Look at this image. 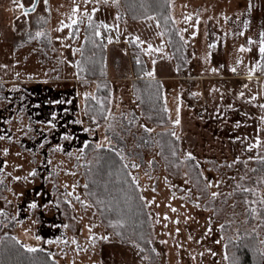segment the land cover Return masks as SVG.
<instances>
[{"label": "rangeland", "instance_id": "rangeland-1", "mask_svg": "<svg viewBox=\"0 0 264 264\" xmlns=\"http://www.w3.org/2000/svg\"><path fill=\"white\" fill-rule=\"evenodd\" d=\"M17 3L26 8L35 5V11L24 16L13 0H0V80L11 92L6 105L22 109L21 129H17L18 117L14 112L6 115L0 107V136L5 137L0 140V182L4 187L0 188V210L6 214L0 215V233H11L25 245L49 251L59 264H229L224 259L229 255V239L253 233L264 249L260 243L264 241V206L259 204L264 177L254 171L255 162L264 156V143L248 150L257 137L264 142V122L260 120L264 109L259 107L264 104V73L257 68L248 78V69L259 60L264 0H170V16L187 41L177 53L164 34H158L162 31L154 15H149L153 20H130L121 0L119 7L112 0ZM76 6L79 12L73 17ZM93 8L98 9L93 14L95 24L111 26L113 43L108 44L104 29L95 37L93 28L94 46L90 48V42L84 41V13L92 14ZM188 15L191 21L185 20ZM70 17L83 22L60 31L62 23H71ZM245 21L249 22L247 28ZM37 31L46 36L30 39ZM136 36L144 43L135 42L137 46L131 48L127 41ZM249 37L256 43L249 45ZM99 41L107 45L104 50L96 46L101 45ZM148 44L162 46V51L149 55L142 50ZM210 44L216 47L210 48ZM241 45L252 50L241 52ZM80 48L82 53H73ZM96 51L103 53L108 81L98 79L101 68L91 59ZM135 55L144 60L146 72L155 69L154 77L149 78L161 82L163 104L165 107L166 101L168 109L163 125L150 121L133 94ZM77 62L83 71L77 69ZM232 67L236 73L230 71ZM212 68L218 71L213 73ZM78 72L87 77L75 78ZM85 93L91 94L87 100ZM252 96L257 99L249 103ZM177 115L179 125L174 124ZM76 120L82 123H74ZM165 130L175 136L159 146L158 131ZM65 135L71 139H63ZM96 144L121 153L139 183L152 224L147 247L122 239L124 224L110 226V221H117L105 218L102 202L89 198L84 189L82 168ZM57 145L63 150L53 151ZM4 149H8L7 155ZM188 153L195 159H186ZM133 163L139 167L133 168ZM32 171L35 176L29 175ZM17 176L21 179H14ZM208 183L212 187H206ZM213 192L219 195L213 198ZM33 202L37 204L34 209L29 207ZM253 207L258 215L250 211ZM93 235L95 241L90 239ZM105 236L108 239H101ZM57 238L61 243L46 242Z\"/></svg>", "mask_w": 264, "mask_h": 264}, {"label": "trees", "instance_id": "trees-1", "mask_svg": "<svg viewBox=\"0 0 264 264\" xmlns=\"http://www.w3.org/2000/svg\"><path fill=\"white\" fill-rule=\"evenodd\" d=\"M123 3L124 13L130 20H139L149 15H154L159 22L161 31L167 39L173 52H181L184 49V41L180 39V34L172 20L165 23V17L170 16L169 4L163 3V0H121ZM144 7H141V4ZM147 9V11H145ZM88 23L83 27L84 41L90 42V48L94 46L93 39L90 36ZM104 34L109 35V30L104 29ZM101 45H104L99 41ZM131 47L137 44L132 39L127 41ZM131 47V48H132ZM105 47L101 46L104 50ZM97 50V48H95ZM92 60L98 68L99 81H105L108 70L104 67L103 53L97 51L92 53ZM137 56L132 57L133 79L131 87L133 94L143 110V113L149 116L150 121L154 124L163 125L166 122V112L163 111V90L158 78H149L145 75L146 64L144 60L137 64ZM264 73V71H262ZM84 78L86 74L82 73ZM0 80V107L6 113L14 112L17 116V129H21V111L15 109V105H6L9 101L8 91ZM108 81V80H106ZM264 90V88H263ZM264 96V91H263ZM85 109V106H83ZM90 117V113L86 114ZM163 116V117H162ZM20 117V118H19ZM21 139V138H19ZM159 146L163 145L166 140H173L168 130L158 131L157 134ZM21 144V143H20ZM165 146V145H164ZM264 157V156H263ZM255 172L264 177V161L260 158L255 162ZM124 160L121 161L117 152L108 146L97 149L94 147L91 159L82 168L84 177V189L91 199H98L102 202V215L107 219L123 221L122 239L133 240L140 246L147 247V238L151 231V220L144 205L141 190L132 180L129 168H124ZM87 185V188H85ZM0 188L3 183L0 182ZM15 238V239H14ZM18 241V242H17ZM23 244L15 235L11 233H0V264H59L50 252L37 248V252H28ZM229 259L228 263L232 264H264V256L261 255L262 247H259L258 238L253 233L251 235H241L237 240L229 239L228 244Z\"/></svg>", "mask_w": 264, "mask_h": 264}, {"label": "snow or ice", "instance_id": "snow-or-ice-1", "mask_svg": "<svg viewBox=\"0 0 264 264\" xmlns=\"http://www.w3.org/2000/svg\"><path fill=\"white\" fill-rule=\"evenodd\" d=\"M45 2H46V0H45ZM88 2H89V0H85V3H88ZM97 2H99V0H97ZM104 2L107 3L108 0H104ZM112 2H113L114 4H116L117 7H119L120 0H112ZM13 3H14V4H17V6L22 10V13H23L24 16H27V15L29 14V11H35V5H33L31 9H28V8L25 7V5H24L23 3H17V0H13ZM163 3H165V4H169V6H170V0H163ZM141 7H142V8L144 7V4H143V3L141 4ZM96 11H98V9H97V8H93V9H92V14H89V13L86 11V12L84 13V16L87 18L88 27L94 29V36H95V37H100V36H101V31H100V29H106V30H109V31H110V30H111V26H109L108 24H105L104 22H100L99 24H95V22H94V20H93V14H94ZM145 11H147V9H145ZM78 12H79V6L74 7V8H73V11H72V16H73V17H76V14H77ZM116 19H117V20L120 19L119 13H118L117 16H116ZM146 19H148V20H153V19H155V17H154V16H146ZM225 19H227V17H225ZM70 20H71V23H69V24H63V23H62L61 28H60L59 30H60V31H63L64 28H72L74 25H77V24L83 22L80 18H71V17H70ZM168 20H172L173 24H175V20H174V18H172L171 16H166V17H165V23H167ZM185 20H186V21H191V20H192V16H191V15L185 16ZM248 23H249L248 21H245V22H244V26H245V28L248 27ZM198 24H199V20L197 19V21H196V25H198ZM157 26L159 27V22H157ZM117 30H118V25H117ZM182 31H187V29H183ZM197 31H198V28H197ZM197 31H194V32H193V36H195V35L197 34ZM76 34H78V29H77V33H76ZM158 34H159V35H163L164 33L161 32V33H158ZM178 34H179V33H178ZM70 35H72V33H70ZM239 35H244V33L241 32V33H239ZM44 36H46V33H45V32H43V31H37V32L35 33V36H34V37H30V39H36V38H40V37H44ZM85 39L87 40V37H85ZM117 39H118V37H117ZM180 39H181V40H184V37H183L182 34H180ZM107 41H108V44L113 43V38L111 37V35H109V36L107 37ZM49 42H51V39H50V38H49ZM133 42H134V43H135V42H139L140 44H143V43H144L143 41L140 40V37H139V36L134 37V38H133ZM93 43H95V41H93ZM184 43L186 44L187 41H184ZM247 43H248L249 45H252V44L256 43V41L252 40V39L249 37L248 40H247ZM96 46H98V47H99V46H103V47H105V48L107 47V45H96ZM209 47H210V48H215L216 45H215V44H210ZM142 50L145 51L147 54L150 55V54L153 53V52H160V51H162V46H161L160 48H153V46H152L151 44H148L147 48H146V49H142ZM239 50H240L241 52H250L252 49H251L250 47L246 48V47H244L243 45H241V47H240ZM77 51H80V52L82 53V52H83V49H82V48H80V49H73V53H75V52H77ZM258 52H259V60H258V62L256 63V65H255L254 67L248 69V78H249V79L252 78V75H253V73L256 72L257 68H259L261 71H264V31H261V32L259 33ZM210 56H211V53L208 54V57H209V58H210ZM136 62H137V64L141 63V60H140L139 56H137V58H136ZM237 63H242V61H241V60H238ZM152 64L155 65V64H156V60H153V61H152ZM76 67H77V69H79L80 71H83V69L81 68V65H80L79 62H77ZM211 71H212L213 73H215V72L218 71V69H217V68H212ZM230 71L233 72V73H236V72H237V69H236L235 67H232V68L230 69ZM145 75L148 76V77H154V75H155V69H153V71L145 72ZM77 76H79V72L77 73ZM84 83L86 84L87 81L85 80ZM98 87H99V86H98ZM244 87L247 88V85L245 84ZM213 90L215 91V89H213ZM84 95H85V99H86V100H87V98H88L89 96H91L90 93H85ZM193 95H198V93H193ZM239 96H240V97H243V96H244V92L241 91V92L239 93ZM92 99H96V97L93 96ZM256 99H257L256 96H252L251 99H250L248 102L251 103L252 101H255ZM57 103H59V101H58ZM69 103H70V101H69ZM259 107H260L261 109H264V104H260ZM84 111H85V114H87V111H88L87 106L85 107ZM163 111H165V112L168 111V109H167V107H166V101H165V107H164ZM177 113L179 114V108H177ZM109 115H111V113H109ZM54 119H55V114H53V120H54ZM53 120H49V121H48V124H49L51 127L54 128V127H55V124L53 123ZM93 120H95V118H93ZM260 120H261L262 122H264V116H261V117H260ZM74 123H76V124H80V123H82V121H81V120H76V121H74ZM174 124H176V125H179V124H180L179 115H177V118L175 119ZM236 126L239 127V126H240L239 123H237ZM108 127L111 128L112 125L109 124ZM84 130H85V131H91V129H87V128L84 129ZM145 131L151 132V131H153V130H152V129L145 128ZM261 131H264V129H261ZM172 135L175 136V132H173ZM4 138H5L4 136H0V140H2V139H4ZM63 139L68 140V139H71V137L68 136V135H65V136L63 137ZM105 139H107V137H105ZM177 139H179V137H177ZM238 139H239V138H238ZM262 143H264V142H262V141L259 139V137H257L256 141H255L253 144H249V145H248V150H251V149H253V148L259 149V148L261 147ZM85 147H87V144H85ZM95 147H96L97 149H99V148H102L103 145H102V144H96ZM62 150H63V149H62V147H61L60 145H57V146L53 149V151H62ZM83 151H84L83 148L80 149L81 154H83ZM4 153H5V155H7V153H8V149H4ZM17 155H19V153H17ZM69 155H72V153H69ZM117 155L120 157L121 161L125 160V157H124L121 153L118 152ZM173 155H175V152H173ZM77 158L79 159V157H77ZM186 159H195V158L192 156L191 153H188L187 156H186ZM260 159H261L262 161H264V157H260ZM5 163H6V162H5ZM49 163H51V161H49ZM131 166H132L133 168L139 167V165H137V164H135V163H133ZM123 167H124V168H127V167H128V164L125 163V164L123 165ZM0 171H2V169H0ZM29 175H31V176H35V175H36V172H35V171H32L31 173H29ZM72 175H75V173H72ZM14 179H16V180H20L21 177L17 176V177H14ZM23 179H27V177H24ZM132 180H133L134 183H136L137 187H139V183H138V181L136 180V177H132ZM65 187H67V185H65ZM206 187H212V184H211V183H208V184L206 185ZM238 187H239V186H238ZM73 188H75V185L73 186ZM85 188H87V185H85ZM244 191H246V192H254L253 189H244ZM68 195H72V193H68ZM211 195H212L213 198H215L216 196L219 195V193H217V192H213ZM229 195H231V194H229ZM75 199H76L77 201H80L81 204H84L85 207H88V206H89V205L85 204L84 201H81L79 196H76ZM141 199H143V198H141ZM68 203H71V201H68ZM98 203H101V202L98 201ZM252 203L255 204V203H257V201H252ZM259 204H260L261 206H264V195H262V196L260 197V199H259ZM197 206H199V205H197ZM29 207L34 209V208L37 207V204H36L35 202H33V203H31V204L29 205ZM45 207H47V205H45ZM172 211L175 212L176 209L173 208ZM250 211L252 212L253 215H258L257 209H256L255 207L251 208ZM0 215H6V214L3 213L2 210H0ZM165 218L167 219V217H165ZM13 219H15V217H13ZM19 223H22V221H19ZM122 223H123V221H117V222H115V223H113V222H111V221L109 222L110 226H112V227H116L118 224L122 225ZM176 223H179V221L177 220ZM64 227L67 228L68 225L65 224ZM92 227H95V225H92ZM223 228H224V225H220V229L223 230ZM211 230H212L211 227H209L208 231L211 232ZM89 232H91V228H89ZM177 232H179V229H178V228H177ZM118 234H119V233H118ZM14 239H15V238H14ZM35 239L39 240V239H41V237H40V236H36ZM90 239L93 240V241H95L96 237L93 235V236L90 237ZM101 239H105V240H106V239H108V237H106V236H105V237H101ZM189 239H191V236H189ZM17 242H18V241H17ZM46 242H47L48 244L61 243V240H60V238H57L56 240H47ZM150 242H151V241H149V243H150ZM215 242H216L217 244L220 243L219 240H217V241H215ZM63 243L66 244L67 241L65 240V241H63ZM72 243L76 244L77 242L75 241V239H73ZM160 243L164 244V243H167V241L161 240ZM260 243H261L262 245H264V241H261ZM23 247H25L26 250H27L28 252H32V253H34V252H37V251H38L37 248L31 247V246H28V245H23ZM137 247H139V245H137ZM226 247H227V245H225V248H226ZM77 248L79 249V246H77ZM141 251H143V249H141ZM153 251H155V249H153ZM209 251H210V250H209ZM157 255H159V253H157ZM201 255H203V253H201ZM213 255H215V253H213ZM261 255L264 256V249L261 250ZM145 259H147V257H145ZM193 259H195V257H193ZM224 259H225V260H228V259H229V257L227 256V254H225ZM54 264H56V262H54ZM232 264H235V262H232Z\"/></svg>", "mask_w": 264, "mask_h": 264}, {"label": "water", "instance_id": "water-1", "mask_svg": "<svg viewBox=\"0 0 264 264\" xmlns=\"http://www.w3.org/2000/svg\"><path fill=\"white\" fill-rule=\"evenodd\" d=\"M32 7L28 8V9H31Z\"/></svg>", "mask_w": 264, "mask_h": 264}]
</instances>
